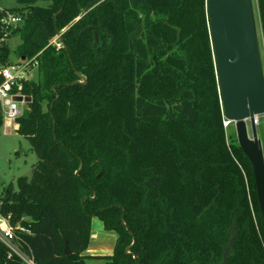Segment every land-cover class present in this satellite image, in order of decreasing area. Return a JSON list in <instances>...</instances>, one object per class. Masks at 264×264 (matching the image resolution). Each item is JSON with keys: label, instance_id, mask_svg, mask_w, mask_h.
Listing matches in <instances>:
<instances>
[{"label": "trees", "instance_id": "16d2710c", "mask_svg": "<svg viewBox=\"0 0 264 264\" xmlns=\"http://www.w3.org/2000/svg\"><path fill=\"white\" fill-rule=\"evenodd\" d=\"M16 2L23 21L9 38L21 37L38 74L17 121L38 161L0 202L32 230L18 247L35 264H220L234 230L228 264H264L253 167L225 124L207 0ZM258 129L264 148V121ZM94 217L117 234L112 254L86 253ZM0 264L28 263L0 239Z\"/></svg>", "mask_w": 264, "mask_h": 264}, {"label": "water", "instance_id": "95a60500", "mask_svg": "<svg viewBox=\"0 0 264 264\" xmlns=\"http://www.w3.org/2000/svg\"><path fill=\"white\" fill-rule=\"evenodd\" d=\"M207 9L225 117L234 122L238 142L252 164L264 221V148L256 125V117L264 114V62L254 0H207ZM79 75L78 82L84 83L85 76ZM231 233L220 264H228L235 254L237 233ZM65 251L70 253L67 240Z\"/></svg>", "mask_w": 264, "mask_h": 264}, {"label": "built area", "instance_id": "2783aa9c", "mask_svg": "<svg viewBox=\"0 0 264 264\" xmlns=\"http://www.w3.org/2000/svg\"><path fill=\"white\" fill-rule=\"evenodd\" d=\"M22 21V14L0 6V115L7 132H10L13 126L19 127L18 118L25 114L26 109L28 110L29 103L26 100L28 95L24 92V84L30 80L27 77L28 73L37 63L36 56L31 59H21L18 63L2 60L3 46L11 39L10 31L19 26ZM60 37L61 35L58 34L52 40L58 48L62 47ZM19 97L21 99H18ZM261 116L264 114L256 117L257 127L261 123ZM229 122L226 121L225 124L228 125ZM19 233L31 234L32 230L20 222L12 225L9 218L0 212V239L28 264H35L33 258L18 247L16 240Z\"/></svg>", "mask_w": 264, "mask_h": 264}, {"label": "rangeland", "instance_id": "374dc122", "mask_svg": "<svg viewBox=\"0 0 264 264\" xmlns=\"http://www.w3.org/2000/svg\"><path fill=\"white\" fill-rule=\"evenodd\" d=\"M254 4L264 62V41L262 37L257 0H254ZM0 6L5 8H15L18 6V3L16 2V0H0ZM21 42L22 39L19 35L14 36L10 39L9 44L12 48L9 56L10 62L18 63L22 59L19 55V46ZM27 77L30 79H37V70L34 69L30 71ZM27 112L28 111L26 109L25 113L27 114ZM262 121H264V116H261V122ZM232 126L235 127L234 122L232 123ZM248 126L249 132L251 134L250 124H248ZM37 161L38 156L33 151L28 139L25 136L21 135L17 131L16 127L13 126L11 131L7 132L6 127L2 126L0 130V202L10 186L13 187L14 191L18 190V179L20 177L32 176L33 169ZM251 209L253 212V207H251ZM101 222L102 221L99 218H95L92 223L93 229L95 230L96 228H99L102 224ZM106 245L108 246V244ZM94 263L103 264V261H95Z\"/></svg>", "mask_w": 264, "mask_h": 264}, {"label": "crops", "instance_id": "0c3cea01", "mask_svg": "<svg viewBox=\"0 0 264 264\" xmlns=\"http://www.w3.org/2000/svg\"><path fill=\"white\" fill-rule=\"evenodd\" d=\"M95 218L98 217H94L93 220ZM101 223V226L99 228H96L95 230L92 227L91 241L86 251V253L89 255L112 254L114 251V247L117 241V234L114 231L106 230L103 222ZM106 244H108V246Z\"/></svg>", "mask_w": 264, "mask_h": 264}]
</instances>
